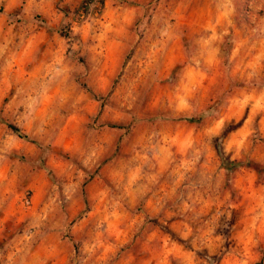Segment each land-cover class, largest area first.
I'll return each instance as SVG.
<instances>
[{
    "label": "rangeland",
    "instance_id": "1",
    "mask_svg": "<svg viewBox=\"0 0 264 264\" xmlns=\"http://www.w3.org/2000/svg\"><path fill=\"white\" fill-rule=\"evenodd\" d=\"M83 1L0 0V264H264V0Z\"/></svg>",
    "mask_w": 264,
    "mask_h": 264
},
{
    "label": "trees",
    "instance_id": "2",
    "mask_svg": "<svg viewBox=\"0 0 264 264\" xmlns=\"http://www.w3.org/2000/svg\"><path fill=\"white\" fill-rule=\"evenodd\" d=\"M94 0H84L83 2H82V7L84 8H87L88 6H89V4L90 3H92ZM102 2V1H101ZM8 128L15 134V135H17L19 138H26V136L25 135H23L22 133H21V131H20V129L18 128V127H16L15 125H12V124H10V125H8ZM246 165H248L249 167H252V168H257V165H251V164H249V163H245Z\"/></svg>",
    "mask_w": 264,
    "mask_h": 264
}]
</instances>
